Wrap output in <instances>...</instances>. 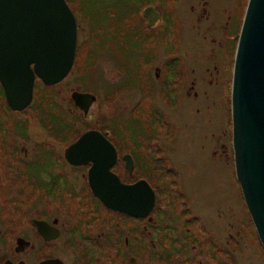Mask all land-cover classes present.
<instances>
[{
    "label": "flooded vegetation",
    "instance_id": "af4514ba",
    "mask_svg": "<svg viewBox=\"0 0 264 264\" xmlns=\"http://www.w3.org/2000/svg\"><path fill=\"white\" fill-rule=\"evenodd\" d=\"M65 1L77 21L79 51L86 43L85 30L74 0ZM131 9L129 60L136 77L131 79L126 70L125 76L107 70L87 90L68 82L73 66L69 76L53 86L57 103L82 122L98 120L74 125L75 136L44 141L53 164L43 187L11 188L10 179L0 176V264H264V246L246 205L237 212L214 198L203 204L198 189L185 188L180 156L184 139L173 136L177 123L184 126L178 134L187 133V118L198 112L195 107L209 78L201 65L172 60L171 36L182 37L187 30L199 33L204 30L199 22L205 21L214 29L219 10L229 14L238 44L246 11L242 15L236 0H131ZM119 43L112 41L108 56L124 55L127 63V54L118 52ZM112 64L120 67L119 60ZM108 71L117 76L110 78ZM206 73L212 75L208 69ZM63 90L67 95L59 101ZM75 92L96 97L87 116L72 100ZM172 116L179 119L172 121ZM112 119L114 125L109 124ZM91 131L114 147L111 172L122 184L146 181L153 190L154 205L148 213L130 215L108 208L90 187L93 163L74 166L67 161L66 150ZM225 150L234 158L232 145ZM171 171L179 178L178 190L173 183L170 187Z\"/></svg>",
    "mask_w": 264,
    "mask_h": 264
},
{
    "label": "rangeland",
    "instance_id": "374dc122",
    "mask_svg": "<svg viewBox=\"0 0 264 264\" xmlns=\"http://www.w3.org/2000/svg\"><path fill=\"white\" fill-rule=\"evenodd\" d=\"M236 1L244 15L249 0ZM73 2L78 8V22L85 30L83 35L86 43L76 53L74 73L69 76L68 82H78L89 90L95 86L97 78L102 77L107 70H119L123 76L126 75V70L128 76L134 79L135 64L129 60L130 58L132 61L133 54L131 0ZM216 18L219 24L214 29L207 21L205 24L199 22L204 29L199 30V33L190 34L187 30L182 37L172 35L170 38L172 60H184L190 67L201 65L203 76L209 78L206 84H203L201 100L195 107L198 112L187 118V133L179 135V127L184 131V126L177 123V132L174 131L173 136H181V140L184 139V149L180 156L185 188L198 189L199 196H202L200 203L208 204L214 198L215 203L228 205L229 211L240 212L246 204L237 180L234 158L231 151L226 153L225 150V147L232 145L231 92L237 31L229 14L225 15L218 10ZM112 41L120 42L118 52L127 54V63L122 61L124 55L122 59L114 55L108 56L110 50H113L109 49ZM124 45L126 48L121 49ZM117 60L120 63L119 68L112 64H117ZM107 62H110V65L106 64ZM206 69L210 70L212 75L206 73ZM106 74L110 78L116 75L111 71ZM49 92H54L52 87L46 88L38 82L34 102L29 110L22 114H15L11 110L12 113L9 112L4 106L5 102L0 100V176L10 179L11 188L21 185L25 189L28 187V190L41 188L44 178L51 172L53 163L50 151L44 144L47 139L53 140L47 131L51 126V119L43 120L44 116L40 117L38 113L44 100L49 98ZM66 95L63 90L60 97L58 96L59 101H64ZM47 107L44 106L42 111H46ZM47 113L50 114L51 110ZM110 114L112 115L113 111ZM67 116L72 122L83 125L74 114L68 113ZM173 119L179 118L172 116L171 120ZM97 120L93 118L85 123L95 124ZM109 124L114 125V119L110 120ZM168 176L170 187L173 183L172 188L178 190L179 178H175L173 171Z\"/></svg>",
    "mask_w": 264,
    "mask_h": 264
},
{
    "label": "water",
    "instance_id": "95a60500",
    "mask_svg": "<svg viewBox=\"0 0 264 264\" xmlns=\"http://www.w3.org/2000/svg\"><path fill=\"white\" fill-rule=\"evenodd\" d=\"M76 50L77 23L65 0H0V84L13 112L31 106L36 79L45 86L61 83L72 71ZM72 99L86 116L97 100L79 92ZM231 107L236 176L264 246V0H249L247 5ZM65 157L74 166L93 163L89 184L108 208L130 215L152 209L155 197L146 181L124 185L111 172L116 152L101 133H85ZM127 168L133 170L131 159Z\"/></svg>",
    "mask_w": 264,
    "mask_h": 264
},
{
    "label": "trees",
    "instance_id": "16d2710c",
    "mask_svg": "<svg viewBox=\"0 0 264 264\" xmlns=\"http://www.w3.org/2000/svg\"><path fill=\"white\" fill-rule=\"evenodd\" d=\"M38 82H40V81H37V83ZM49 94H50L49 98L47 97V99L44 100L43 105H41L39 107V110H38V113L40 114V117H41V115L44 116L43 120L51 119V121H50L51 126H50V128L47 129L48 135L53 136V138L56 139V140L64 139L62 134H65L66 136L68 135L67 138L75 136L74 134L76 132H75V129H74V125H78V122H72V119L68 118L67 110L64 109L63 107H61L59 105V103H57V99H56V96H55L54 92H49ZM1 99L3 101L5 100L4 99V92H3V89H2V87L0 85V100ZM4 102H5L4 106L7 109H9L8 106H7L6 101H4ZM44 106H48L46 111H42V108ZM48 110H51L50 114L47 113ZM8 111H10V110H8ZM53 117H55V118H53ZM84 123L85 122L81 121V124H84ZM54 129H58V130H54ZM55 135H58V138L54 137Z\"/></svg>",
    "mask_w": 264,
    "mask_h": 264
}]
</instances>
